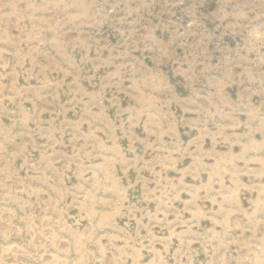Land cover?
<instances>
[{
	"label": "rangeland",
	"instance_id": "374dc122",
	"mask_svg": "<svg viewBox=\"0 0 264 264\" xmlns=\"http://www.w3.org/2000/svg\"><path fill=\"white\" fill-rule=\"evenodd\" d=\"M0 264H264V0H0Z\"/></svg>",
	"mask_w": 264,
	"mask_h": 264
}]
</instances>
